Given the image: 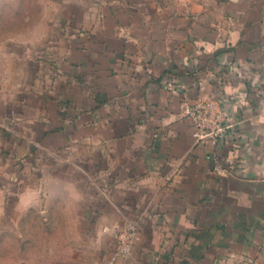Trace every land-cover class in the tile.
<instances>
[{"label": "crops", "instance_id": "obj_1", "mask_svg": "<svg viewBox=\"0 0 264 264\" xmlns=\"http://www.w3.org/2000/svg\"><path fill=\"white\" fill-rule=\"evenodd\" d=\"M57 6L60 42L36 48V109L3 101L50 161L46 213L65 200L63 229L112 236V250L134 224L117 264H264V0ZM207 98L226 116L215 141L186 115Z\"/></svg>", "mask_w": 264, "mask_h": 264}, {"label": "rangeland", "instance_id": "obj_2", "mask_svg": "<svg viewBox=\"0 0 264 264\" xmlns=\"http://www.w3.org/2000/svg\"><path fill=\"white\" fill-rule=\"evenodd\" d=\"M59 8L57 0H0V264H104L113 251L112 236L96 245L97 233L90 232L82 244L81 232L63 229L73 222L62 211L65 200L46 213L50 161L43 164L36 152V130L25 132L33 125L15 118L18 97L25 117L36 109V73L47 74L44 64L36 66V48L60 42L59 24L49 21ZM4 100L14 101L15 117Z\"/></svg>", "mask_w": 264, "mask_h": 264}, {"label": "built area", "instance_id": "obj_3", "mask_svg": "<svg viewBox=\"0 0 264 264\" xmlns=\"http://www.w3.org/2000/svg\"><path fill=\"white\" fill-rule=\"evenodd\" d=\"M194 127L197 140H217L224 135L227 125L226 116L218 100L207 98L200 100L186 109ZM138 236V230L132 223L125 225L116 234L115 247L104 264H117L132 253L133 244Z\"/></svg>", "mask_w": 264, "mask_h": 264}]
</instances>
